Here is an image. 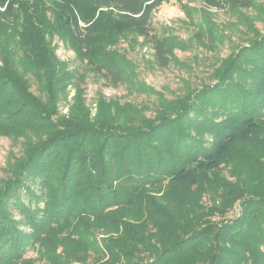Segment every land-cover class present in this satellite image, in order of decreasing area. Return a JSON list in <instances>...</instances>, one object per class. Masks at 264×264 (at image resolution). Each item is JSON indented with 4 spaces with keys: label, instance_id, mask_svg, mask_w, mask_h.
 <instances>
[{
    "label": "trees",
    "instance_id": "trees-1",
    "mask_svg": "<svg viewBox=\"0 0 264 264\" xmlns=\"http://www.w3.org/2000/svg\"><path fill=\"white\" fill-rule=\"evenodd\" d=\"M164 1L168 0H92L91 7L84 9L83 0H0V119L10 110L9 124L29 126L27 111L39 104L36 116L49 120L57 99L75 79L56 60L48 41L54 35L69 44L94 73L114 84L124 81L128 68L124 58L107 46L104 34L108 32H135L154 46L158 65L169 66V38L158 35L152 26L153 11ZM200 1L217 10L256 7L255 0ZM214 31L208 29L209 37ZM259 39L232 57L216 84L179 101L181 107H174L176 116H163L133 131L119 153L112 151L115 143L109 149L104 143L103 150L95 148L82 155L78 145L94 127L86 120L81 124L77 116L56 121L57 125L49 120L50 138L35 145L17 164L19 175L0 190V264L31 263L26 254L41 248L46 249L52 264H88L89 257L101 264H264V198L245 199L247 214L239 220L220 229L201 228L185 239L191 224L174 227V219L147 194V189L158 191L166 186L199 187L205 176H217L222 163L241 143L257 138L264 127V40ZM31 76L41 80L40 89L44 85L50 97L45 110L32 96ZM16 120L21 123L15 124ZM34 122L31 124L44 127L42 120ZM4 124L0 120V128ZM58 125L65 129L59 131ZM114 134L106 130L102 136L111 142ZM92 136L94 141L100 135ZM261 146L259 155L264 156V142ZM241 154L243 160L253 162L256 172L264 170L263 159ZM112 158L115 161L110 163ZM56 166L61 176L53 181ZM26 171L32 183L45 188L32 190L24 178ZM216 179L232 200L243 194L236 184ZM83 182L91 188H81ZM23 190L31 195L33 204L41 202L45 207L30 210L21 204ZM79 191L87 193L85 199L77 200ZM14 199L27 211L33 228L30 233L9 213ZM177 199L171 197L169 202ZM92 218L96 229L89 226ZM97 221L104 226L99 228ZM110 228L118 236L92 238V231ZM77 235L81 243L74 242L72 237ZM164 235L169 243L161 241ZM60 244L64 257L53 251ZM135 258L137 261H130Z\"/></svg>",
    "mask_w": 264,
    "mask_h": 264
},
{
    "label": "rangeland",
    "instance_id": "rangeland-1",
    "mask_svg": "<svg viewBox=\"0 0 264 264\" xmlns=\"http://www.w3.org/2000/svg\"><path fill=\"white\" fill-rule=\"evenodd\" d=\"M91 3L92 0H83L84 9L91 7ZM255 4L256 7L253 10L246 11L234 8L210 9L205 7L200 0L162 2L153 11L152 26L158 35L169 38L170 64L167 67L158 65L154 46L140 38L135 32L123 30L117 34L105 33L104 40L107 46L116 50L124 58L128 68L127 77L119 84L108 82L94 73L69 44L54 35L48 41L56 60L62 62L65 66L64 70L74 74L75 79L68 86L64 84L67 88L57 99L54 112H48L51 115L50 122L56 124V121L64 119L71 121L77 116L81 124L86 120V123L94 127V132L90 130L86 132L85 135L89 133V136L84 135L85 137H82L78 145V150L82 149L80 151L82 155L84 152L88 154L95 148L103 150L104 143L108 149L112 143H115V145L112 144V151L116 150L119 153L125 146L126 137L129 138L133 131L146 128L149 121L156 122L163 116H176V111L181 107L179 101H186L193 91L216 84L221 70L232 57L241 53L244 48H250L256 37L260 36L259 40H264V0H255ZM209 26L215 30L212 37H209ZM198 33L201 34V38L196 37ZM28 62L26 60L25 65ZM30 80H32L30 88L32 96L41 103L43 109L48 108L50 97L45 92L44 85H42V90L40 89L41 80L37 81L33 76ZM40 110L39 104H33L32 110L27 111V117L30 119L29 126L16 127L14 124H9L10 110L4 113L8 118L2 116L0 119L3 124L5 123L0 128V190L7 181L19 175L17 164L32 153L35 145L50 138L49 134L52 131L48 130L49 120L36 116ZM35 120H42L44 127L31 124L35 123ZM14 123L20 124L21 120H16ZM58 128L59 131L65 129L60 125ZM106 130L116 133L113 135V141L104 140L102 135ZM92 135L100 136L93 141ZM261 142H264V127L256 139L241 143L236 148L234 153L222 163L217 176H205L199 187L166 186L158 191L147 189V194L155 200L154 203L157 206L169 213L171 219H174V227L176 224H191L193 228L189 234L186 233L185 239L198 233L201 228L212 226L217 229L225 223L239 220L247 214V209L243 205L245 199L264 198V170L256 172L252 161L247 162L241 158V153H251V156L263 159L264 163V156L259 155L262 148ZM114 161L115 159L112 158L110 163ZM52 175L53 181L59 180L61 173L58 166L55 167ZM31 177L27 171L24 173V178L28 180L32 190L38 191L39 188H45L32 183ZM217 177L225 183L236 184L243 190V194L232 200L229 198L230 193L227 192V188L224 189L221 186ZM115 183L118 184L119 181ZM80 186L84 189L91 188L85 185V182ZM86 194L79 191L77 200L85 199ZM171 197L178 199L170 203ZM31 198L27 190L21 191V204L29 207L30 210L34 207L41 209L45 207L41 202L33 204L34 201L31 202ZM81 207L84 206L81 205ZM26 212L21 210L15 199L12 201L9 210L11 217L17 224L19 223L23 231L30 233L33 228L31 224H28ZM161 213L167 215L164 211ZM75 223L76 220H73L72 224ZM98 224L99 228L104 226L100 222ZM89 226L96 229L94 218L91 219ZM97 231H92L93 239L102 240L109 235L118 236L113 228ZM211 235L212 233L207 234L205 241ZM72 238L76 243L82 242L78 235ZM162 239L164 243H169L164 240L167 239L166 235ZM45 250V248H41L40 252L30 250L26 258L32 261L26 264H52ZM53 251L64 257L63 244L55 247ZM204 251L203 246L199 251L201 256H204ZM91 253L96 255L92 250ZM95 261L89 257L87 263L101 264ZM130 261L137 260L135 258Z\"/></svg>",
    "mask_w": 264,
    "mask_h": 264
}]
</instances>
